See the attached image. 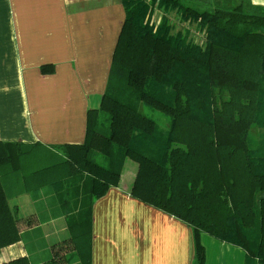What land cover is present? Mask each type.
Masks as SVG:
<instances>
[{
	"label": "trees",
	"instance_id": "obj_1",
	"mask_svg": "<svg viewBox=\"0 0 264 264\" xmlns=\"http://www.w3.org/2000/svg\"><path fill=\"white\" fill-rule=\"evenodd\" d=\"M121 1L124 22L84 141H0V249L19 240L33 246L29 257L3 264H91L92 206L117 185L125 158L137 164L130 194L192 228L194 264L205 263L202 233L244 249V264H264V6ZM154 4L204 29L203 42L165 16L154 23ZM142 105L168 116L167 126ZM24 192L33 199L25 217L9 202ZM58 216L69 234L59 243L20 232L21 221Z\"/></svg>",
	"mask_w": 264,
	"mask_h": 264
},
{
	"label": "crops",
	"instance_id": "obj_2",
	"mask_svg": "<svg viewBox=\"0 0 264 264\" xmlns=\"http://www.w3.org/2000/svg\"><path fill=\"white\" fill-rule=\"evenodd\" d=\"M250 1L264 6V0ZM124 17L121 0H0V141L82 143ZM136 171V162L125 158L117 185L93 203L91 264H194L192 228L130 194ZM13 201L23 217L33 212L29 192ZM19 226L21 233L40 232L47 245L69 235L64 216ZM200 240L204 264H244L241 247L207 233ZM32 247L22 240L2 247L0 264L29 257Z\"/></svg>",
	"mask_w": 264,
	"mask_h": 264
},
{
	"label": "rangeland",
	"instance_id": "obj_3",
	"mask_svg": "<svg viewBox=\"0 0 264 264\" xmlns=\"http://www.w3.org/2000/svg\"><path fill=\"white\" fill-rule=\"evenodd\" d=\"M146 2H150V0H144ZM184 4L196 7L198 9H203L206 7V2L208 0H181ZM153 12L151 15V20L154 23H158L162 16L167 17L170 24L173 25L174 30H180L182 32H187L188 38H190L195 43H201L204 40V29L200 28L196 23H192L189 19H185L183 16L180 15V12H167L165 15L163 11L159 9L157 4L153 5ZM140 112L146 116L152 118L159 127L165 128L169 121V117L155 111L145 105L140 106ZM127 161L132 162L130 158H127Z\"/></svg>",
	"mask_w": 264,
	"mask_h": 264
}]
</instances>
